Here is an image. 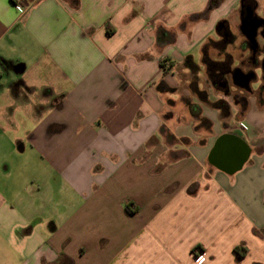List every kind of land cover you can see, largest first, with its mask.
I'll return each instance as SVG.
<instances>
[{
	"label": "crops",
	"instance_id": "0c3cea01",
	"mask_svg": "<svg viewBox=\"0 0 264 264\" xmlns=\"http://www.w3.org/2000/svg\"><path fill=\"white\" fill-rule=\"evenodd\" d=\"M249 11L264 0H0V264H264V90L247 130L193 107L199 137L161 66L197 65V46L222 63L226 44L241 70ZM226 134L249 148L232 174L214 164Z\"/></svg>",
	"mask_w": 264,
	"mask_h": 264
},
{
	"label": "rangeland",
	"instance_id": "374dc122",
	"mask_svg": "<svg viewBox=\"0 0 264 264\" xmlns=\"http://www.w3.org/2000/svg\"><path fill=\"white\" fill-rule=\"evenodd\" d=\"M187 22L189 24V20ZM225 29L226 27L224 25L223 31L221 32L222 34H225ZM167 39H169L171 43H175L177 39L176 33L171 31L166 40ZM224 40L230 42L229 37L224 38ZM226 47V44H221V47L214 50L211 54L213 59L224 61L222 63L215 62V60L211 59L208 60V58L200 61V46H197L193 51V54H196L198 58V64L195 65V68H191V66L188 65L186 61L187 57L181 59L179 62L174 61L173 58H168L170 61H168L167 65L169 66L172 64V66L167 69L166 73L171 74V79L176 82L175 88H170V91L175 93L171 95L172 99L175 101L172 102L173 108L171 110V117L178 118L181 123H191L193 130L198 133L199 137H206V134L200 128L201 125L199 121L191 118L190 110L193 107H200L209 115L215 114V118L222 121V126L225 130L230 127L228 121L231 117H234L236 126H238V123L242 120L241 116L243 115L244 109L241 108L240 105H237V102L233 99L232 96L235 92L231 91L230 93V89H228L229 91L227 92V89L225 90L218 85L219 82L227 81L228 79L230 80L228 75L223 76L221 74V66L227 65L228 67H233V60L238 59L239 56H243L241 53H233L230 57L227 56ZM250 55L251 54L249 53L248 57H250ZM235 63L237 64L236 61ZM152 65L156 66V62H153ZM160 79L161 77L157 80L159 81ZM196 86L198 87L197 91ZM232 92L234 93L232 94ZM166 94L170 95V93ZM226 108L229 114L224 116L223 112ZM171 140L172 142L181 143L191 141L189 138H174Z\"/></svg>",
	"mask_w": 264,
	"mask_h": 264
},
{
	"label": "water",
	"instance_id": "95a60500",
	"mask_svg": "<svg viewBox=\"0 0 264 264\" xmlns=\"http://www.w3.org/2000/svg\"><path fill=\"white\" fill-rule=\"evenodd\" d=\"M243 7V5H242ZM264 25V19L254 15L253 12L248 13V15L242 16L240 30L247 39L249 50L251 55H257V50L259 48L258 36L259 30ZM218 30L224 28V24L220 23L218 25ZM261 69L264 73V59L261 60ZM240 72V69H237ZM255 79V74L251 73L250 77L243 78L239 80L242 82V88H250L251 83ZM230 145V149L226 150ZM223 151L230 153L229 159H222V161L216 162L214 164L221 170L232 174L240 170L249 157V148L244 144V142L236 135H222L219 137L215 143L213 153H222ZM233 152V153H232Z\"/></svg>",
	"mask_w": 264,
	"mask_h": 264
},
{
	"label": "flooded vegetation",
	"instance_id": "af4514ba",
	"mask_svg": "<svg viewBox=\"0 0 264 264\" xmlns=\"http://www.w3.org/2000/svg\"><path fill=\"white\" fill-rule=\"evenodd\" d=\"M261 34L264 35V29ZM227 37L232 38L231 34ZM261 58L264 59V47L259 46L257 55H250V57H248L246 61L241 63V65H245V67L242 68L240 72H237V69H233L231 66L228 67L227 65L221 66L220 68L222 72L221 74L223 76L228 75L230 77V80L227 78V81L219 82L218 85H220L225 90L227 89V92L229 91L228 89H230V93L231 91H234L235 93L232 92V94L234 93L232 97L235 102H237V105H240L243 109L245 108V105L247 103L248 96L253 94L254 90L251 86L252 84L260 83L259 92L264 90V73L261 69ZM251 73L255 74V79L251 83L250 88H242V82L240 80L246 77H250Z\"/></svg>",
	"mask_w": 264,
	"mask_h": 264
},
{
	"label": "trees",
	"instance_id": "16d2710c",
	"mask_svg": "<svg viewBox=\"0 0 264 264\" xmlns=\"http://www.w3.org/2000/svg\"><path fill=\"white\" fill-rule=\"evenodd\" d=\"M72 2L74 3V5H78V0H72ZM109 34H111V31H109ZM168 61H170V59H164V60L161 61V66L165 70L168 69V67H167V62ZM186 61H187L188 65L191 66V68H195V64L192 62V60H191L190 57L189 58H186ZM171 66H172V64H171ZM223 114H224V116H227L229 114L227 108L225 109V111L223 112ZM196 115H197V120L199 121V123L203 127L207 128V129H210L211 128L212 123L208 119H205V118L200 117V112H197ZM126 210L129 212V214H135V212L131 210V204H127L126 205ZM235 253H236V255L238 256L239 259H242L246 255L247 250L243 246H237L235 248ZM61 260L62 259L60 258V261ZM68 261L71 263L70 260H68Z\"/></svg>",
	"mask_w": 264,
	"mask_h": 264
},
{
	"label": "built area",
	"instance_id": "2783aa9c",
	"mask_svg": "<svg viewBox=\"0 0 264 264\" xmlns=\"http://www.w3.org/2000/svg\"><path fill=\"white\" fill-rule=\"evenodd\" d=\"M239 127H240L242 130H247V126H246L244 123H240V124H239Z\"/></svg>",
	"mask_w": 264,
	"mask_h": 264
}]
</instances>
